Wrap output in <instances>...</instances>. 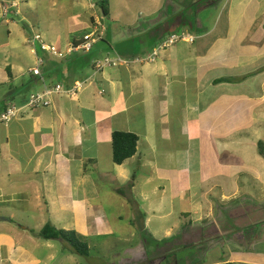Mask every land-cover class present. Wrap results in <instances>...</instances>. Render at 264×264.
Here are the masks:
<instances>
[{"label":"crops","instance_id":"0c3cea01","mask_svg":"<svg viewBox=\"0 0 264 264\" xmlns=\"http://www.w3.org/2000/svg\"><path fill=\"white\" fill-rule=\"evenodd\" d=\"M199 1L164 0L152 16L159 15L161 21L167 18L165 7L176 16L182 6ZM207 1L194 22L166 19L159 36L148 31L158 19L149 22V29L143 31L155 41L146 49L132 43L138 35L122 38L106 27L103 41L96 45L104 44V48L95 46L90 54L58 60L40 47L34 53L32 47L34 63L27 73L22 66L16 70L7 66L2 84L11 85L10 91L0 95V114L46 88L73 87L84 81L86 85L76 97L55 95L51 106L24 111L10 125L0 126V264L74 262L65 242L44 240L35 233L60 211L56 222L61 229L75 230L87 241L98 235L105 224L96 202L103 198L106 181H129L132 167L153 160L149 153H160L157 158L163 161L168 154L165 162L174 156L182 199L192 193L200 168L210 169V179L221 184L222 199L233 200L240 191H251L250 181L241 176L264 185V0ZM19 2L9 4L18 7ZM11 7L0 5L5 13ZM179 28L194 36L195 42H179L153 63L103 71L94 67L97 60L113 55L145 58L158 48L164 33L170 36ZM81 39L73 38L64 47L59 40L49 45L68 50ZM150 42L148 38L146 45ZM39 57L44 59L42 77L32 73ZM18 80L21 85H13ZM117 131L139 136L137 154L121 166L113 160ZM194 148L202 162L190 160ZM137 177L131 183L133 189ZM239 180L243 186L235 190ZM204 212L193 211L194 222L182 217L180 246L193 249L184 259L186 264H264V211ZM136 214L140 216L134 227L143 237H153L151 233L156 232L149 227L148 214ZM229 222L235 230L228 228ZM255 226V231L247 230ZM174 228L168 227V236ZM207 230L214 234L198 235ZM234 231L237 234L229 236ZM143 237L127 250L131 258L124 263L169 264L175 249L161 258H149ZM55 242H62V253ZM225 249V258L216 257ZM212 253L215 257L207 261Z\"/></svg>","mask_w":264,"mask_h":264},{"label":"rangeland","instance_id":"374dc122","mask_svg":"<svg viewBox=\"0 0 264 264\" xmlns=\"http://www.w3.org/2000/svg\"><path fill=\"white\" fill-rule=\"evenodd\" d=\"M14 1L4 0L2 2L0 0V5L3 6L5 3L6 7L10 9L9 3ZM99 1L20 0L18 7H11V12L5 13L3 8H1L0 95H4L10 91L11 84H2V78L8 75L7 66H13L15 70L19 66H22L27 73L29 67L34 63L31 49L32 39L35 35H41L43 41L48 44H53L52 42L56 43L59 40L63 47L73 38H83L94 30L90 27V24H95L97 16H101L98 7ZM161 2L163 3L164 0H109L111 16L108 19H104L102 23L114 33H120L122 38L137 35L139 37V33H142V36L140 38L136 37L137 39L134 38L136 40L132 43L136 44L138 48L146 49L151 47L155 41L154 38L146 36L145 31H143L149 29L150 26L147 25L149 22L155 18L158 19L155 27H151L148 31H155L154 34L159 36L165 31L164 23L166 19L170 23H175L177 18L181 19V22L185 20L194 22L196 13L204 8L208 1L200 0L195 5L192 3L186 4L182 6L181 13L176 16L173 9L165 7V10L168 11L167 18L164 16V21H159V15H152L161 7ZM9 32H11V37L9 36ZM184 32L183 28H179L173 34H182ZM170 36L164 33L157 45L159 43H161L160 45L164 44ZM148 38L151 42L146 45ZM26 40L30 41V44L26 43ZM101 48H104V44L96 46L97 50ZM113 56L110 57L117 58ZM105 58L100 60L103 61ZM21 83L22 80H18L13 85H21ZM22 105L17 104L16 106L20 107ZM158 155L160 156V153L154 155L153 153L151 155L149 153V157L151 156L153 160L149 159L147 161L148 165L141 162L132 167L129 181H121L120 184L106 181L103 198L96 202L98 211L103 212V224L105 226L102 231H99L98 235H93L88 240L91 247L90 257L73 254L74 262H64V264H77L76 262L78 264H128L124 263V260L131 258L127 250L137 245L143 237V232L134 227L139 221L140 216V214L135 215V211H144L148 214L151 220L149 227L153 232H156L151 233V235H154H152L153 237L146 235L143 237L149 258H161L165 252L175 249L174 254L170 255L169 264H186L184 262L185 257H190L193 254V249L180 246L182 242L179 241L181 239L178 236L182 232L183 216L188 218L187 221L189 223L190 221L194 222V219L197 218L192 213L193 211H205L203 214L207 211H264L263 184L253 180L248 175L241 176L242 180L247 179L250 181L251 191L248 194L240 191L233 197V200L222 199L220 195L221 187H219L221 184L215 183L210 179V169L207 168H200V173L197 175L199 182L197 180L192 193L188 194L185 199H182L179 193V186L182 184L178 181V177H176L179 167L175 164L174 156L165 162L168 154L165 155L164 161L160 157L157 158ZM189 158L192 161L202 162V157L196 155L195 148L194 151L190 152ZM152 163H155L156 166L151 167ZM135 176L138 177L135 182L136 188L133 189L131 183H133ZM147 178H151L152 180L149 182ZM167 180H169V183ZM234 185L235 190L237 187L242 188L243 186L240 180ZM54 214L50 223L57 225L56 227L61 229L62 225L58 221L56 222L60 211ZM65 215L68 217L67 213ZM131 218L133 221L130 222ZM59 221H62V219L59 218ZM230 222L229 225L231 226L228 228L235 230L234 224ZM168 227H175L171 234L172 236H168L166 233ZM255 229L256 226L250 227L247 230L253 232ZM141 230H143V227ZM250 231L247 232L249 235ZM211 234L214 233L207 230L198 235L202 238V235L203 237H208ZM236 234L237 232L234 231L229 236ZM172 237L175 238L171 241H164ZM55 243L58 251L62 253V242ZM188 244H193V242H189ZM68 247L70 249V246ZM226 251V249L223 250L216 257L225 258ZM173 255L177 259L173 258ZM214 257V253L210 254L207 261ZM190 259L193 260V257Z\"/></svg>","mask_w":264,"mask_h":264},{"label":"built area","instance_id":"2783aa9c","mask_svg":"<svg viewBox=\"0 0 264 264\" xmlns=\"http://www.w3.org/2000/svg\"><path fill=\"white\" fill-rule=\"evenodd\" d=\"M101 12V10H100ZM104 16L101 12V16L96 18V23L93 26V31L86 34L79 42L70 45L66 51L60 50L58 47L45 43L41 35H35L32 39L33 52L37 53V48L58 60H67L74 54H89L93 51L95 45L103 40L106 33V27L102 23ZM195 37L188 34H173L164 44L160 45L150 55L145 58H136L134 60L125 59L122 57L111 58L106 57L103 61L97 60L94 64L96 71H103L108 67H118L121 65H130L132 63H153L160 56L161 51L174 46L179 42L194 43ZM44 65V59L38 58L37 66L32 69V73L35 76L42 77L41 67ZM86 82H78L73 87H66L58 84L54 87L46 88L42 92H35L29 95L27 101L20 107L16 105H10L3 113L0 114V126L10 125L21 113L28 110H37L46 108L52 105V98L55 95H67L70 97H76L77 94L84 88Z\"/></svg>","mask_w":264,"mask_h":264},{"label":"trees","instance_id":"16d2710c","mask_svg":"<svg viewBox=\"0 0 264 264\" xmlns=\"http://www.w3.org/2000/svg\"><path fill=\"white\" fill-rule=\"evenodd\" d=\"M98 7L100 8L104 18L109 16L110 14L109 0H100ZM79 55H86V54H79ZM138 143H139V136L136 134L122 132V131L114 132L113 133L114 163L116 165L121 166L127 160L133 158L137 154ZM35 234H37L39 238L44 240H61L66 244H68L67 246H70L69 251L72 254L79 255L82 257H88V258L90 257L91 247L88 241L75 230L59 229L53 224L49 223L39 233H35Z\"/></svg>","mask_w":264,"mask_h":264}]
</instances>
